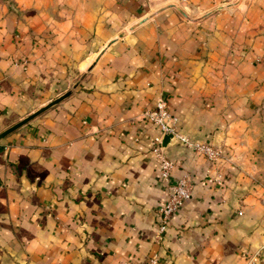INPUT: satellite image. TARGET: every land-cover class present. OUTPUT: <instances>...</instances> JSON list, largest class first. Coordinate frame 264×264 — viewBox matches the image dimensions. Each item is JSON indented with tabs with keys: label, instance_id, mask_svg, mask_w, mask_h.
<instances>
[{
	"label": "crops",
	"instance_id": "obj_1",
	"mask_svg": "<svg viewBox=\"0 0 264 264\" xmlns=\"http://www.w3.org/2000/svg\"><path fill=\"white\" fill-rule=\"evenodd\" d=\"M162 94L228 158L163 148L192 187L158 237L144 112ZM262 102L264 0H0V132L44 107L0 137V264H264V195L242 163Z\"/></svg>",
	"mask_w": 264,
	"mask_h": 264
},
{
	"label": "built area",
	"instance_id": "obj_2",
	"mask_svg": "<svg viewBox=\"0 0 264 264\" xmlns=\"http://www.w3.org/2000/svg\"><path fill=\"white\" fill-rule=\"evenodd\" d=\"M144 116L159 128L158 134L153 139V151L159 161V176L166 189V198L158 207V237L166 230L172 213L179 208L191 194V179L188 174H182L172 179L173 160L166 155L161 145V138L165 132L173 133L176 140L183 142L188 146H194L199 151L214 156L219 150L206 143L191 141L183 134L177 125V117L172 114L168 108V101L165 95L156 97L153 107L144 112ZM156 255L146 259V264H157ZM123 264H139L132 259H125Z\"/></svg>",
	"mask_w": 264,
	"mask_h": 264
},
{
	"label": "rangeland",
	"instance_id": "obj_3",
	"mask_svg": "<svg viewBox=\"0 0 264 264\" xmlns=\"http://www.w3.org/2000/svg\"><path fill=\"white\" fill-rule=\"evenodd\" d=\"M256 109L258 113L255 118V121L254 123L249 125L245 135V137H247L244 143H242V150L245 153V157H243L244 161H242V163L244 165L247 164L250 168L249 172H247L246 174L250 177L251 181L253 182V186L257 187V189L261 191L264 195V103H260L259 107ZM193 142L206 143L219 150V153L211 157L207 153L199 151L193 145L188 146L185 144L196 152L203 154L209 163V168H218V166L221 165L228 158L227 152H224V146L219 141L208 140ZM206 172L210 173V171L207 169ZM220 174V172L215 174V176L219 178V180L224 178V174Z\"/></svg>",
	"mask_w": 264,
	"mask_h": 264
},
{
	"label": "water",
	"instance_id": "obj_4",
	"mask_svg": "<svg viewBox=\"0 0 264 264\" xmlns=\"http://www.w3.org/2000/svg\"><path fill=\"white\" fill-rule=\"evenodd\" d=\"M64 96L65 95H61V96L55 98L50 103H48V106L57 102L58 100L62 99ZM43 109H44V107L36 110L35 112L29 114L28 116L24 117L23 119L17 121L16 123L12 124L11 126L7 127L6 129H4L3 131L0 132V137L5 135L6 133L10 132L11 130L15 129L16 127L20 126L21 124L26 122L28 119H30L31 117H33L34 115H36L37 113H39ZM174 140H175V137H174L173 133L165 132L161 138V145L163 147H165L166 145L171 144Z\"/></svg>",
	"mask_w": 264,
	"mask_h": 264
}]
</instances>
